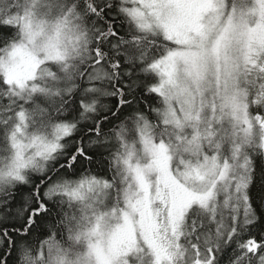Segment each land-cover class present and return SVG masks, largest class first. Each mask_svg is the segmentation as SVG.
Listing matches in <instances>:
<instances>
[{"label":"snow or ice","instance_id":"6c2138e0","mask_svg":"<svg viewBox=\"0 0 264 264\" xmlns=\"http://www.w3.org/2000/svg\"><path fill=\"white\" fill-rule=\"evenodd\" d=\"M0 264H264V0H0Z\"/></svg>","mask_w":264,"mask_h":264}]
</instances>
